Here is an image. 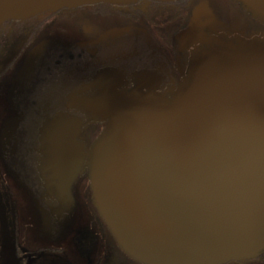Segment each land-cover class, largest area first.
Wrapping results in <instances>:
<instances>
[{
	"label": "water",
	"instance_id": "95a60500",
	"mask_svg": "<svg viewBox=\"0 0 264 264\" xmlns=\"http://www.w3.org/2000/svg\"><path fill=\"white\" fill-rule=\"evenodd\" d=\"M133 1L0 0V24ZM235 1L258 26L227 27L197 4L173 35L174 68L122 41L130 28L64 43L79 56L0 133L3 170L32 196L46 236L75 223V180L86 175L108 235L136 262L222 264L264 251V0ZM14 229L2 188V264L17 262Z\"/></svg>",
	"mask_w": 264,
	"mask_h": 264
},
{
	"label": "flooded vegetation",
	"instance_id": "af4514ba",
	"mask_svg": "<svg viewBox=\"0 0 264 264\" xmlns=\"http://www.w3.org/2000/svg\"><path fill=\"white\" fill-rule=\"evenodd\" d=\"M200 3L208 4L227 27L246 32L258 26L235 0L97 3L4 21L0 24V133L7 118L21 114L22 100L26 106L35 103L45 78L57 65L79 56L80 50L67 48L65 42H89L109 28H130L122 41L143 48L145 58L157 52L168 68H174L173 35L186 25L192 7ZM75 187V223L66 235L49 238L34 217L32 196L5 173L0 162V193L5 188L13 205L16 264H141L124 255L108 235L91 204L88 177H78ZM222 264H264V251L254 258Z\"/></svg>",
	"mask_w": 264,
	"mask_h": 264
},
{
	"label": "rangeland",
	"instance_id": "374dc122",
	"mask_svg": "<svg viewBox=\"0 0 264 264\" xmlns=\"http://www.w3.org/2000/svg\"><path fill=\"white\" fill-rule=\"evenodd\" d=\"M178 26V24L177 25H175V27L174 28H176ZM179 26H182V24L180 23V25Z\"/></svg>",
	"mask_w": 264,
	"mask_h": 264
}]
</instances>
